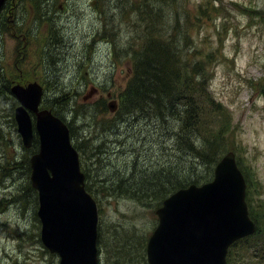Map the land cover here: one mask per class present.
Returning <instances> with one entry per match:
<instances>
[{
  "label": "rangeland",
  "instance_id": "374dc122",
  "mask_svg": "<svg viewBox=\"0 0 264 264\" xmlns=\"http://www.w3.org/2000/svg\"><path fill=\"white\" fill-rule=\"evenodd\" d=\"M98 28L113 43L91 45ZM151 39L170 42L185 70L203 65L192 83H202L203 103L219 110L208 131L198 117L196 130L184 127L198 149L203 138L222 132L220 155L235 154L249 183L252 211L264 212V0H8L0 7V264H59L60 259L41 241L38 193L28 163L37 150L22 145L14 119L18 101L9 91L13 83L30 81L42 85L39 107H60L58 115L74 129L72 145L84 149V154L78 150L79 162L98 208V264H147L146 243L161 204L121 193L118 172H133L124 177L127 182L139 178L138 170L147 177L179 155L188 166L186 176L205 172L200 156L175 150L181 128L175 113L182 98H175L164 121L121 107L134 61ZM245 246L234 250L236 264H247Z\"/></svg>",
  "mask_w": 264,
  "mask_h": 264
},
{
  "label": "water",
  "instance_id": "95a60500",
  "mask_svg": "<svg viewBox=\"0 0 264 264\" xmlns=\"http://www.w3.org/2000/svg\"><path fill=\"white\" fill-rule=\"evenodd\" d=\"M5 1L0 0V7ZM9 91L18 101L14 119L23 147H31L35 136L38 140L29 165L31 186L38 193L42 243L58 254L59 264H98L97 204L85 189V173L66 122L39 107L43 88L37 81L14 83ZM108 106L113 111L115 103ZM245 188L235 154L228 151L210 181L172 192L156 208L147 263L226 264L228 247L255 231Z\"/></svg>",
  "mask_w": 264,
  "mask_h": 264
},
{
  "label": "trees",
  "instance_id": "16d2710c",
  "mask_svg": "<svg viewBox=\"0 0 264 264\" xmlns=\"http://www.w3.org/2000/svg\"><path fill=\"white\" fill-rule=\"evenodd\" d=\"M151 40L152 42L149 41L148 45L144 47L143 54L134 61L133 77L130 78L122 93L121 107L123 111L129 107L130 110L137 108L140 113L148 118L157 117L159 120L164 121L167 116L165 111L172 108L176 101L175 98L178 100L182 98L184 103L180 110L175 113V116H177L175 118L181 123V128L178 129L175 135L174 143L177 145L175 150L182 149L191 155L194 153L200 156L205 164V172L201 176L194 175L193 172L190 176H186L184 171L188 169V166L185 162H182L180 155L176 159L164 162L158 168L147 172L149 175L147 177L143 175L146 171L138 170L139 178L135 179L136 175H134V179H128L127 182L124 177H130L133 172L131 171L126 176H122L123 172L126 173L125 171L118 172L121 178L119 177L116 186L119 187L118 190L121 193L130 194L131 197L139 201L149 198L160 205L164 197L176 189L185 187V185L192 182L202 183L211 178V168L222 156L220 151L223 138L222 132L218 130L209 137L202 139L201 149L195 146L192 133L188 132L184 126L196 130L199 121L193 123V120L195 122V118L198 117L203 128L202 131H208V125L211 122L210 117L219 110V105H215L210 101L206 102V105L203 103L198 88V85L201 86L202 83L197 86L192 83L194 72L198 71L203 65H200V62L198 65L194 63L190 69L187 67L190 71L185 70V67L182 66L184 62L180 59L179 54L171 51L170 42L157 39L156 42L159 43H154V39ZM61 101H65V99L62 98ZM49 108L53 114L64 120L61 115H58L61 110L60 107L49 106ZM149 109H153V112ZM210 111L214 113L210 114ZM75 115H72V119ZM67 126L69 132L74 135V129L71 125L67 124ZM32 146L36 147L37 150L38 140L36 136L33 139ZM74 147L84 154V149L80 144H76ZM85 176L87 178L88 173H85ZM248 186L247 180L246 201L249 215L256 225L255 232L231 244L226 255V264H236L237 261L234 259L233 254L241 243L248 245L243 248V254L248 256L247 264H263L264 262H262V259H264V212L258 214L252 211ZM85 188L87 191L92 192L90 184L85 185ZM240 261L242 262V259Z\"/></svg>",
  "mask_w": 264,
  "mask_h": 264
},
{
  "label": "flooded vegetation",
  "instance_id": "af4514ba",
  "mask_svg": "<svg viewBox=\"0 0 264 264\" xmlns=\"http://www.w3.org/2000/svg\"><path fill=\"white\" fill-rule=\"evenodd\" d=\"M45 12H46V10H45ZM103 12V10H99L98 9V16H100V19H101V13ZM53 16L55 17V19H57V18H59V17H57V15H56V13H54L53 14ZM48 18V17H47ZM102 26V21L100 22V27ZM96 31V32H95ZM95 31H93V33H92V41L90 42L91 43V45H93L94 47L95 46H97L96 44H95V41H97V40H99V41H101V43H108V44H111V43H113L112 41H110L109 39H107V38H105L104 37V35L101 33V29H96ZM95 32V33H94ZM108 52H109V50H107ZM115 53V52H114ZM118 54H120L121 55V51L118 53ZM6 201V199H4V202ZM6 203H8V202H6Z\"/></svg>",
  "mask_w": 264,
  "mask_h": 264
},
{
  "label": "bare ground",
  "instance_id": "6f19581e",
  "mask_svg": "<svg viewBox=\"0 0 264 264\" xmlns=\"http://www.w3.org/2000/svg\"><path fill=\"white\" fill-rule=\"evenodd\" d=\"M112 36V35H111ZM139 107V106H138Z\"/></svg>",
  "mask_w": 264,
  "mask_h": 264
}]
</instances>
